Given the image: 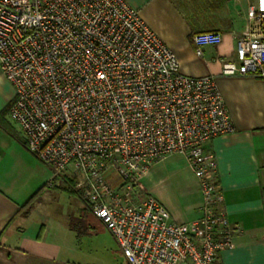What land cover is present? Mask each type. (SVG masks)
<instances>
[{"label":"built area","instance_id":"2783aa9c","mask_svg":"<svg viewBox=\"0 0 264 264\" xmlns=\"http://www.w3.org/2000/svg\"><path fill=\"white\" fill-rule=\"evenodd\" d=\"M222 74L264 78V0ZM224 35L193 36L195 51ZM0 69L15 90L9 117L52 170L72 172L91 213L127 264H218L234 247L218 164L205 149L236 130L213 74L181 70L172 49L126 0H0ZM183 155L198 179L200 216L176 222L140 181Z\"/></svg>","mask_w":264,"mask_h":264},{"label":"crops","instance_id":"0c3cea01","mask_svg":"<svg viewBox=\"0 0 264 264\" xmlns=\"http://www.w3.org/2000/svg\"><path fill=\"white\" fill-rule=\"evenodd\" d=\"M126 1L174 51L185 74L215 75L236 128L205 144L216 157L223 207L235 228L234 247L220 253L218 264H260L264 261V78L227 76L221 70L222 61L236 57L237 39L248 29L247 9L255 0ZM205 31L222 32L224 38L219 45L205 46L204 56H198L193 36ZM14 99V87L0 69V264H81L75 260L81 233L105 227L80 193L46 187L52 170L29 151L23 131L13 125L7 109ZM58 182L65 183L62 178ZM43 187L44 193L27 214L18 217ZM57 194L80 200L72 205L71 217L78 222L66 227L42 209ZM197 194L192 220L200 216L199 190Z\"/></svg>","mask_w":264,"mask_h":264},{"label":"rangeland","instance_id":"374dc122","mask_svg":"<svg viewBox=\"0 0 264 264\" xmlns=\"http://www.w3.org/2000/svg\"><path fill=\"white\" fill-rule=\"evenodd\" d=\"M12 123L15 127L18 126L15 122ZM60 178L65 183H59ZM57 183H59L58 188L55 185ZM140 187L143 196L152 195L166 207L176 222L184 223L192 220V212L198 202V179L189 168L183 155L174 154L153 164L141 179ZM47 188L50 190L70 188L81 194L77 177L70 171L58 177L53 185ZM59 194L44 203L42 209L44 208L43 210L48 215L53 218L57 217L68 227L67 223L79 221L75 217H71L73 213L72 205L81 202L77 197L69 198L65 194L61 197ZM28 211L29 208H22L18 213V217L25 216ZM85 227L83 226V228ZM105 229L98 230L95 233H92V231H89L91 232L89 234L81 233L82 235L77 240L80 246L75 260L81 264H127L126 258L119 249L114 236ZM64 236L71 239L69 234L65 233Z\"/></svg>","mask_w":264,"mask_h":264},{"label":"trees","instance_id":"16d2710c","mask_svg":"<svg viewBox=\"0 0 264 264\" xmlns=\"http://www.w3.org/2000/svg\"><path fill=\"white\" fill-rule=\"evenodd\" d=\"M10 109V108H9ZM9 109H7V112H9ZM48 187V185L46 186ZM65 192L69 193V194H75L76 191L70 188L64 189L62 188ZM45 191V187L41 188L38 192H36L31 198L30 200L22 207V208H30L33 206L34 202L44 193ZM89 208V207H88ZM20 212V211H19Z\"/></svg>","mask_w":264,"mask_h":264},{"label":"snow or ice","instance_id":"6c2138e0","mask_svg":"<svg viewBox=\"0 0 264 264\" xmlns=\"http://www.w3.org/2000/svg\"><path fill=\"white\" fill-rule=\"evenodd\" d=\"M260 264H264V261H261Z\"/></svg>","mask_w":264,"mask_h":264}]
</instances>
